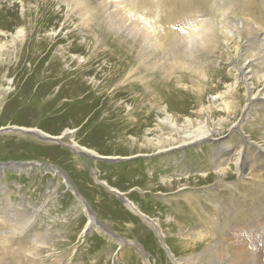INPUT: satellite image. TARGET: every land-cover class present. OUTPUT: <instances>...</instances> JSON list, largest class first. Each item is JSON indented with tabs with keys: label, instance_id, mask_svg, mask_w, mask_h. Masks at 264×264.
I'll return each mask as SVG.
<instances>
[{
	"label": "rangeland",
	"instance_id": "obj_1",
	"mask_svg": "<svg viewBox=\"0 0 264 264\" xmlns=\"http://www.w3.org/2000/svg\"><path fill=\"white\" fill-rule=\"evenodd\" d=\"M226 1L236 4V0ZM116 14L115 19L120 20L111 24L119 27L121 35L104 30L99 21L86 26L77 12L68 11L57 0H0V163L8 164L0 173V213L7 219L23 217L30 224L26 226L29 235H39L41 242L50 229L52 247L36 244V256L29 255L31 259L45 257L44 264H145L143 259L148 264H180V258L205 255L208 250L212 261L199 257L196 264H264V245L251 251L241 229L238 234L231 229L218 236L221 245L213 242L217 235L204 231V241H187V248L182 247V237L204 226L183 218L188 213L184 199L175 198L178 187L185 192L184 198L192 193L190 189L218 194L223 187L215 199L202 204L204 211L196 207L199 219L216 222L218 228L223 224L240 227L250 214L256 217L252 225L264 223V162L254 167L249 164L245 171H236L235 163L229 164L221 177L217 170L222 159H228L223 156L214 162L218 150L233 148L231 157L241 142L251 150L257 151V145L264 148V104H257V94H264V82L251 75L264 73V40L259 42L264 38V26L248 19L241 35L247 47L239 49L235 40L218 35L215 51L208 50L196 60L211 64L189 67L193 73L152 70L148 86L137 78L142 72L136 50H132L133 40L123 36V17ZM20 28L25 35L13 40ZM222 40L228 41V49ZM214 57L219 60L213 65L210 60ZM233 59L251 72L245 73L249 94L242 78L234 80L228 73L230 67L223 65ZM248 95L255 96L254 111L247 109ZM165 106L178 125L188 119L190 130L208 128L214 140L208 138L195 148L182 146L162 160L164 152L140 154L146 153L140 147L146 143L144 136L156 139L169 133L157 122L163 117L157 109ZM10 128L39 132L61 143ZM71 143L112 162L86 159L70 148ZM31 162L41 166L26 173L9 169V165L23 169ZM136 162L140 163L137 169ZM51 165L69 183L58 173L59 177L50 176ZM249 171L254 174L245 180ZM246 181L252 185L248 187ZM128 201L147 217L132 212L126 206ZM237 208L244 210L245 218L236 216L235 222ZM90 215L100 223L87 228ZM151 219L160 224L162 241L156 227L147 224ZM3 230L14 228L4 223ZM5 237L14 238L9 233ZM130 241L136 243L129 245ZM2 253L0 249V257ZM244 256L251 259L244 260Z\"/></svg>",
	"mask_w": 264,
	"mask_h": 264
},
{
	"label": "bare ground",
	"instance_id": "obj_2",
	"mask_svg": "<svg viewBox=\"0 0 264 264\" xmlns=\"http://www.w3.org/2000/svg\"><path fill=\"white\" fill-rule=\"evenodd\" d=\"M57 1L62 2L64 6L67 7L68 11L77 12V17H79L82 22L87 23L86 26H88L89 24H93L95 21H97L98 23L99 21V25L101 24L100 26L103 27L104 30L108 32L117 33L118 35L122 34L121 31L119 30V27L111 23L118 22V20L120 19L119 17L115 19V16L117 15L116 13H121L122 14L121 17L126 18V19L122 18V21L124 23V31H126V34L123 36L125 38H131L133 40L132 50H136V60L138 61L140 71L142 72V74L140 76H137V78L138 80L143 79L142 82L144 83V85L148 83L149 74L151 73L152 70L155 69H159V71L161 70L160 72H162L163 74L166 73L165 71L166 69H168V71L170 70L176 71L178 69H183V70H187L189 73H193V70H190L189 67H196V65L206 66L208 64H211L209 62L208 63L201 61L196 62V60L199 58L200 54L203 53L206 54L208 50L215 51L218 44V39H217L218 35L222 36L224 39L225 37H227L232 40H235L236 42L235 44L239 47V49L241 48L243 49L247 47L246 44L242 41L241 35L243 34V30L245 29L244 26L247 23L248 19L256 21L259 25L262 24L264 26V0H236L235 5H231L230 1H226V0H57ZM233 7H235V10H233ZM229 11L235 13V16L231 17ZM214 18H218V19L214 20ZM243 19H245V23L243 22L244 21ZM24 35L25 32L23 28H20L15 33L13 40L16 39L21 40ZM254 39L255 41H258V38L255 37ZM263 40L264 38L260 39L259 42H262ZM222 45L223 47L228 49L229 43L226 40L224 41L222 40ZM234 59L232 60V62L225 61L223 65L230 67L229 68L230 72L228 71V73L229 74L231 73L230 76H232L234 80L235 79L237 80L238 77L242 78L243 84L246 85V93L249 94L248 92L249 84L246 82L248 76L245 75V73L246 72L251 73V72L245 70L247 69L246 65L241 66L237 64ZM214 60L217 61L219 60V58L214 57L213 60H210L213 61V65L215 64ZM233 72H235V74ZM251 75H253L255 80L258 79L261 82H264V73L263 74L251 73ZM236 82L237 81H235V85L233 86L234 88L238 83ZM144 88L146 89V87ZM198 93H200L199 89H198ZM257 95L258 96L260 95V97H257L258 100L257 104L259 105L264 104V94H261L259 92ZM248 97L249 99L247 100V104H246L247 109L250 108L249 109L250 111L251 110L254 111L253 100L255 96L248 95ZM168 110L169 108L168 107L166 108V106L157 109V111L161 114V116H163L162 118H158L157 122L160 126H164L165 128H167L169 130V133L164 134V136L162 135V137H158L156 139H150L147 138L146 136H144L143 139L142 137V139L145 140L146 143L144 145L143 142L142 143L143 145H141L140 147L144 148L146 150V153H140V154L150 156V155H156L154 154L156 152L159 153L164 152V154L160 156L162 160L164 158L169 157L170 151L175 149H180L182 148V146H192V148H195L199 146V143L204 142V140H207L208 138L214 140V137L212 135V130L204 127H200L196 130H190L191 123L188 119H186L183 124L178 125L173 115L168 113ZM242 126L243 125H241L240 123L239 127L243 128ZM158 128L157 130H159ZM237 129L239 130V128ZM41 136L44 135L41 134ZM152 147L154 148L152 149ZM70 148L75 151H84L87 154L96 155V153H94L93 151H89L85 148H81L75 143H71ZM149 149H152V153H150ZM236 149L237 152L233 154L231 157L229 156V154L231 151H233V148L231 150L228 149V147H226L217 151L216 154L218 156H215L216 159L214 162H216L219 158H222L223 156H226L228 159V160L222 159L223 163L219 167L220 170H217V177L226 175L227 169L224 168L232 163H235L236 171H238V169L241 170L244 169L245 171L249 164L254 167L257 166L258 163H260L261 161L264 162V148L260 149L258 145L257 147H255V149L257 150L255 151V150H251L250 147H245L241 142L239 148L237 147ZM243 151L246 153H245V157L242 158L241 160L240 155ZM253 155L255 157H253ZM227 161L229 163H227ZM139 164H140L139 162L135 163L136 166V167L134 166L135 169L139 167ZM5 165L8 164L0 163V173H3L4 172L3 170L7 168V166ZM33 166L39 168L41 165L40 163L38 164L35 162H31V163H27V166L24 167L23 169H21L20 167L15 168L16 166H11V165H9V169H12V171L15 172L23 171L26 173L28 169L33 168ZM45 170L49 171L48 168L46 167ZM55 171L57 170H55L54 168L50 169L49 172L51 174L50 176L59 177V175H57ZM246 174H248V176L244 177L245 180L251 178L250 176L253 175L254 173H250L249 171ZM64 185L67 190L74 193L72 189H70L69 185L65 184V182ZM245 185H248L249 187L250 185H252V183L251 182L247 183L246 181ZM178 188L179 190H176L177 193L175 192L176 193L175 198L184 199L185 207H187V212H188L187 214H183L182 217L188 221L191 220L193 224L195 222H198L203 224L204 226L203 230L202 229L199 230L195 228L192 230L191 234L188 233L186 234V237H182L183 239L182 241H180V243H182V247L187 246L188 243L187 241H190V243H193L194 241L201 243L202 241H204L205 239L204 231L210 233L211 235L214 234V236L217 235L216 237L217 240L215 239L213 240V242L216 241L214 242V244L221 245V243L223 242H220L218 240V236L220 237H222L221 235L225 236L227 232L231 229L234 232L233 234H238L239 230L241 229V234L245 235L246 243L248 244L249 249H251V251L253 252L257 251L258 246L264 245V223H261L260 226L252 225V223H255L256 217H251L250 214L246 216L247 220L240 227H236V225L233 227H225V225L228 224H223L221 225V227L218 228V226H215L216 222L212 224L211 222L209 223L206 220L203 221L198 218L199 216L198 211L202 212L205 210V206L202 204L210 203L214 197L216 198L219 195V193H221L224 190L223 187L221 188L218 194L213 193L209 190L202 189L200 190L201 192L200 191L195 192L194 190L190 189L189 191L192 193L190 194L187 193L188 195L185 198L183 197L185 192L182 191V189H180L182 187H178ZM231 189L232 188L229 187L227 190H230L229 192H231ZM230 202L231 201L229 200L228 197L227 203L230 204ZM76 205L80 207L82 211L84 210V207L82 206L80 200H77ZM126 206L137 215L141 217L144 216L147 217L145 213L142 211V209L138 208L139 206L137 204L135 205L134 203L128 201V204H126ZM196 207L198 208V211ZM237 209H238L237 212L235 211V213L237 214L236 215L233 214L234 215L233 218L236 220V216H239L242 217V219H244L245 218L244 210H242L241 208H237ZM10 219L5 218L0 213V230H2V224L4 223L14 228V231L11 230L0 231V249L3 251L0 257V264H44L45 257L39 256L38 258L31 259L29 258V255L36 256L35 254H33V251L36 250V246H35L36 244L48 245L49 246L48 249L52 247V243L51 242L48 243V241H50L51 239L50 229L49 228L46 229L45 234L43 235L44 241L41 242L40 241L41 239H39V235L36 234L29 235L30 233L29 231H27L26 226L30 224L27 225V222L23 219V217L19 219L18 218L14 219L11 217ZM87 220L88 221L85 226L87 228L89 226L95 225L96 223L94 215H90L87 218ZM235 222L238 221L236 220ZM147 224L151 225V227L154 229L156 227L155 229L156 235L160 240L164 238V232L161 230L160 224L158 223L157 220L151 219L150 222H148L147 220ZM84 228L82 229L81 232L82 235L85 232ZM242 230L244 232H242ZM8 233L11 234L14 238L10 239L8 237H5L6 234ZM134 243L136 242L130 241L129 245ZM189 250H191V248ZM261 250H262L261 260L264 261V248ZM234 251L235 250H233V253H235ZM209 252H211V250H208L205 253V255L204 254L195 255V256L190 255L188 259L180 258L181 260L179 259L177 261L180 264H193V263L196 264L197 259L199 257H201V259L211 260L213 258H211V256L208 255ZM235 256L236 255H234V257ZM46 257L50 258L49 256ZM245 257L251 259V256H244V260L246 259ZM189 259H192V261L190 260L191 262L187 263ZM143 260L145 264H148L147 259H143ZM224 261L226 263V260ZM235 262L238 261L236 260Z\"/></svg>",
	"mask_w": 264,
	"mask_h": 264
},
{
	"label": "water",
	"instance_id": "obj_3",
	"mask_svg": "<svg viewBox=\"0 0 264 264\" xmlns=\"http://www.w3.org/2000/svg\"><path fill=\"white\" fill-rule=\"evenodd\" d=\"M10 130H13V131H18V132H20V133H26V134H30V135H36L38 138H40L41 140H47V141H51V142H58V143H61L59 140H57V139H53V138H51V137H47V136H40L38 133L39 132H34V131H26V130H22V129H14V128H10ZM75 153H77L78 155H80V156H83V157H85L86 159H92V160H103V161H106V162H112V160H110V159H108V158H101V157H97V156H95V155H91V154H87V153H85L84 151H75V150H73ZM51 167L52 168H54L55 170H57L56 171V173H58V174H60L63 178H64V180L66 181V182H68L69 183V181L67 180V177L65 176V174L61 171V170H59L58 168H56L55 166H52L51 165ZM76 190V189H75ZM77 192V191H76ZM78 194V193H77ZM78 196L80 197V195L78 194ZM86 209L89 211V213H90V210L88 209V207H86ZM96 222H98V221H96ZM98 223H100V222H98ZM102 225V224H101ZM102 227H104V226H102ZM104 228H106V227H104ZM107 229V228H106ZM108 230V229H107ZM140 252V254L142 255V256H145L144 255V253L140 250L139 251Z\"/></svg>",
	"mask_w": 264,
	"mask_h": 264
}]
</instances>
